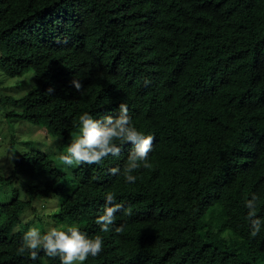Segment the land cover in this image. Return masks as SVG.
<instances>
[{
    "label": "trees",
    "instance_id": "trees-1",
    "mask_svg": "<svg viewBox=\"0 0 264 264\" xmlns=\"http://www.w3.org/2000/svg\"><path fill=\"white\" fill-rule=\"evenodd\" d=\"M0 66L33 77L20 97H0L5 117L41 122L65 151L82 113L116 115L120 103L155 137L135 183L127 143L65 171L37 151L13 158V174L47 171L25 190L56 195L63 228L102 237L83 264H264V226L252 237L245 207L255 194L264 220V0H0ZM109 192L132 215L103 232ZM26 202L0 204V264H60L18 253Z\"/></svg>",
    "mask_w": 264,
    "mask_h": 264
},
{
    "label": "clouds",
    "instance_id": "clouds-1",
    "mask_svg": "<svg viewBox=\"0 0 264 264\" xmlns=\"http://www.w3.org/2000/svg\"><path fill=\"white\" fill-rule=\"evenodd\" d=\"M149 83L150 81L145 80V85ZM71 84L77 92L83 88L82 82L77 78H73ZM46 92L51 95L54 88L50 86ZM118 108L116 115L105 114L102 118H94L88 112L80 115V126L75 140L67 147L66 153L59 156L63 165L99 164L109 155L119 157L123 145L127 143L131 145V150L123 168V175L126 182L135 183L137 177L133 173L141 166L150 167L148 155L152 150L155 137L145 135L133 126L126 104L120 103ZM109 172L111 175H119L121 169L113 167ZM257 200L258 197L252 194L251 199L245 203L252 237L258 236L264 226V220L257 215ZM115 201V195L112 192L107 193L103 214L95 221L101 226L103 232H109L115 224L117 212H122L125 216L132 215L131 208H124L122 204ZM115 232L123 234V225L116 227ZM102 250L101 236L96 235L90 238L78 227L68 226L66 228L50 227L44 233L32 227L23 235L22 245L17 251L19 254L27 253L33 261L37 259L40 251H43L49 258L59 257L60 264H83L89 256H98Z\"/></svg>",
    "mask_w": 264,
    "mask_h": 264
},
{
    "label": "rangeland",
    "instance_id": "rangeland-1",
    "mask_svg": "<svg viewBox=\"0 0 264 264\" xmlns=\"http://www.w3.org/2000/svg\"><path fill=\"white\" fill-rule=\"evenodd\" d=\"M33 85L31 71H26L19 76H12L6 69L0 66V97L9 95L20 97ZM6 109L0 107V204L8 202L12 195L18 199L27 201L22 208L18 219L24 222L32 218L29 227H35L47 231L50 227L63 228L66 223L53 216L56 205V195H30L28 196L27 184H38L45 177L44 171L35 173H12L13 158L27 152L37 151L46 155L53 165L64 171L68 166L62 164L59 156L66 153L61 144L60 137L46 132V126L14 117H5ZM78 128L72 130L69 135L75 140ZM47 172V171H46ZM27 181V184H26ZM34 188V187H33ZM2 215H0V222ZM17 226V224H16ZM29 228V229H30Z\"/></svg>",
    "mask_w": 264,
    "mask_h": 264
}]
</instances>
